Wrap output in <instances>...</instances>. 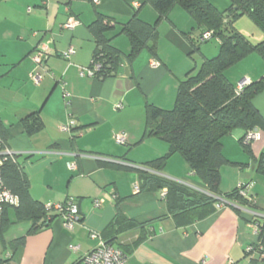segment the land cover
I'll list each match as a JSON object with an SVG mask.
<instances>
[{
  "label": "crops",
  "instance_id": "obj_1",
  "mask_svg": "<svg viewBox=\"0 0 264 264\" xmlns=\"http://www.w3.org/2000/svg\"><path fill=\"white\" fill-rule=\"evenodd\" d=\"M98 13L113 26L105 36L119 57L113 74L101 79L79 73L92 60L91 24ZM134 14L147 24L157 19L145 0H0V122L7 146L19 153L32 198L46 205L73 202L80 217L72 229L54 217L32 234H27L29 221L12 222L3 235L4 255L9 254L10 264H83L98 240L106 241L103 233L120 213L140 225L149 223L113 240V246L129 249L126 264H264L263 127L253 128L260 137L250 144L241 141L242 128L221 139L228 163L220 167V193L243 183L245 205L215 203L203 218L177 223L160 190L134 191L140 171L147 170L207 193L179 153L159 171L147 166L169 149L164 139L145 135L147 105L172 108L179 82L196 68L192 56L200 37L195 21L173 5L157 22L156 38L148 43L152 50L142 48L130 61L131 40L120 29ZM70 16L79 23L65 29L62 24ZM40 44L51 52L44 67L32 59ZM69 47L74 52L65 59L61 53ZM254 54L224 71L234 87L264 76V60ZM34 74L41 75L38 83ZM252 102L264 120V90ZM32 113L41 126L28 134L22 119ZM70 118L75 123L71 132L62 131ZM116 133L125 134L124 144L115 141ZM7 212L14 221L13 209ZM23 235L22 246L8 248L9 241ZM248 246L253 250L246 252Z\"/></svg>",
  "mask_w": 264,
  "mask_h": 264
},
{
  "label": "trees",
  "instance_id": "obj_2",
  "mask_svg": "<svg viewBox=\"0 0 264 264\" xmlns=\"http://www.w3.org/2000/svg\"><path fill=\"white\" fill-rule=\"evenodd\" d=\"M145 1H150L156 10V21L147 24L134 14L120 29V33L124 32L131 40L130 61L142 48L152 50L153 45L149 46L148 43L156 38L157 22L175 4L193 18L199 37L206 30L212 31V37L219 39V51L213 57H205L197 69L190 70L179 82L172 108L147 105L146 115L145 135L159 137L169 144L168 151L148 162L147 166L159 171L172 154L179 153L190 170L202 179L207 193L147 170L140 171L139 189H166V207L177 223H190L203 218L214 210L218 198L232 206L245 205L248 200L238 194L237 187L229 193H220V167L228 163L222 153L221 139L234 128H242L245 132L258 126L264 128V120L252 102L254 96L264 90V76L246 84L239 94H235V87L227 80L224 71L251 53L258 54L264 60V35L256 39L257 42H252L233 25L236 18L246 15L264 34V0H229V7L225 11H219L208 0ZM112 27L108 17L100 13L91 24L95 38L92 58L101 63L96 73L97 79L113 74L118 63V53L105 36ZM22 123L28 134L41 126L37 113L27 115ZM5 148H8L7 134L0 122V149ZM18 158L17 152L1 158L0 188L6 190L11 198L0 204V264H10L9 254L4 255L6 244L3 235L12 222L29 221L31 226L27 234H32L45 227L54 217L59 218L53 206L47 207L32 198L28 177ZM66 203L62 202L64 205ZM9 208L13 209L14 221L8 217ZM147 225L149 223L140 225L117 213L106 227L103 238L112 245L120 233ZM25 237L23 235L9 241L8 248L16 250L24 244ZM120 249L125 255V250L129 251Z\"/></svg>",
  "mask_w": 264,
  "mask_h": 264
},
{
  "label": "built area",
  "instance_id": "obj_3",
  "mask_svg": "<svg viewBox=\"0 0 264 264\" xmlns=\"http://www.w3.org/2000/svg\"><path fill=\"white\" fill-rule=\"evenodd\" d=\"M94 3L97 2V0H92ZM79 21L74 17H68L67 20L62 24V27L65 29H72L75 27ZM212 37V31L206 30L204 31L200 36V41H206ZM74 52V49L72 47H69L67 50L61 53V56L65 59H68L69 56ZM51 54V52L48 50L47 46L45 44H40L34 53H32V59L34 62H36L40 67H44L46 60L48 56ZM152 65H155L154 61L151 62ZM101 63L95 59L92 58L91 63L86 68L80 69V75H88L91 77H96V73L100 70ZM32 80L34 83H38L41 75L40 74H34L32 75ZM247 84V79H243L239 81L234 89L235 94H239L240 91L243 89V87ZM117 108H121V104L116 105ZM75 125L73 119H69L68 122L61 126V130L70 133L72 127ZM260 134L257 129H250L247 130L244 135L242 136V141L245 144H250L252 141L259 139ZM115 141L119 144H124L126 141V137L124 133H116L114 135ZM15 151H12L10 148L0 149V165H1V158L7 155H11ZM67 166L69 169H74L75 164L74 163H67ZM134 191H139L138 184L134 185ZM238 194L241 197L247 198V194L245 191V187L243 183H239L237 186ZM166 196V189L162 188L160 190V197L162 199H165ZM10 195L9 193L0 188V204L4 201L9 200L10 201ZM218 206L223 205H230L226 200L222 198H218ZM236 206L235 204H233ZM53 206V209L59 213V219L61 220L63 226L67 229H72L73 225L76 224L79 221V211L76 204L73 202H67L65 205L62 203L58 204H47V207ZM0 212H1V205H0ZM92 237H96L95 234H92ZM99 238V237H98ZM246 252H250L253 250L252 246L246 247ZM83 264H126V255L124 252L111 244H108L107 242H104L102 240H98V243L96 246L88 251L83 259Z\"/></svg>",
  "mask_w": 264,
  "mask_h": 264
},
{
  "label": "rangeland",
  "instance_id": "obj_4",
  "mask_svg": "<svg viewBox=\"0 0 264 264\" xmlns=\"http://www.w3.org/2000/svg\"><path fill=\"white\" fill-rule=\"evenodd\" d=\"M220 10L225 11L229 7V0H211ZM233 25L236 29L242 30L252 42H257L255 39L257 36L264 35L263 32L257 27L254 22L246 15H241L233 21ZM197 40V39H196ZM258 40V39H257ZM219 51V41L217 37H211L206 41H196L195 48L193 49V64L197 69L202 60L207 57L215 56ZM258 57L257 54H254Z\"/></svg>",
  "mask_w": 264,
  "mask_h": 264
}]
</instances>
